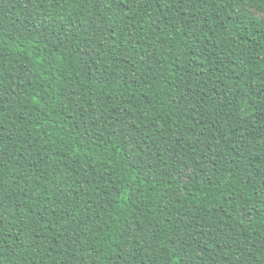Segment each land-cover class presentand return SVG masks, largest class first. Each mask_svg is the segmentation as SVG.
<instances>
[{"label": "trees", "instance_id": "16d2710c", "mask_svg": "<svg viewBox=\"0 0 264 264\" xmlns=\"http://www.w3.org/2000/svg\"><path fill=\"white\" fill-rule=\"evenodd\" d=\"M0 264H264V0H0Z\"/></svg>", "mask_w": 264, "mask_h": 264}]
</instances>
